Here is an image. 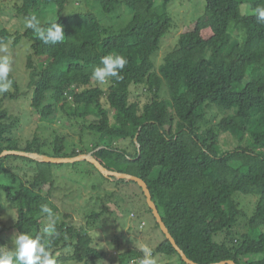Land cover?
I'll use <instances>...</instances> for the list:
<instances>
[{"label": "trees", "instance_id": "trees-1", "mask_svg": "<svg viewBox=\"0 0 264 264\" xmlns=\"http://www.w3.org/2000/svg\"><path fill=\"white\" fill-rule=\"evenodd\" d=\"M172 1L23 0L10 12L17 18L35 14L42 26L57 22L64 41L44 44L28 28L0 31V43L13 40L11 48L23 42L27 47V86L23 90L9 73L13 91L0 93V211L7 203L14 213L9 230L43 236L49 221L41 205L46 204L56 222L51 247L56 264L105 260L93 233L63 221L55 203L60 179L92 177L96 192L133 183L145 200L143 211L153 216L152 210L137 183L105 176L88 161L55 164L1 156L6 151L50 158L91 154L109 172L144 181L166 229L191 262L264 264V24L253 12L261 0H204L202 16L157 66L162 39L173 27ZM127 18L115 28L117 20ZM110 53L128 61L121 79H91L100 58ZM137 87L151 98L132 99ZM21 99L30 110L18 113L35 128L26 140L12 132L19 117L8 108H20ZM55 120L87 128L92 147L67 153L65 136L49 141L40 124ZM225 135L233 144L228 150L222 148ZM248 196L258 198L251 216L239 200ZM94 201L85 213L88 226L105 214L102 199ZM241 222L245 231H239ZM155 223L163 240L152 257H177V264H186ZM5 230L0 247L6 245ZM142 256L131 249L117 255V264H138Z\"/></svg>", "mask_w": 264, "mask_h": 264}, {"label": "rangeland", "instance_id": "rangeland-1", "mask_svg": "<svg viewBox=\"0 0 264 264\" xmlns=\"http://www.w3.org/2000/svg\"><path fill=\"white\" fill-rule=\"evenodd\" d=\"M22 2L23 0H0V31L7 28L11 34H16L17 32L22 33L26 29L24 18H17L16 12H10L14 4L19 6ZM204 8V0H173L171 2L169 12L173 19V27L169 34L162 39L160 50L156 54L157 58L155 57L157 66H160L166 54L176 47L180 34L202 16ZM97 13L100 18V12L97 11ZM243 13H246V8H244ZM127 20L128 18L117 20L115 28L119 29ZM12 41L8 45L7 53H0V55L11 57L12 70L10 73L18 79L24 90L27 86L24 69L27 47L23 42L16 49L11 48ZM132 92V99L141 98L144 101L151 98L150 95L145 94L144 87L133 88ZM22 103V106H19L20 108L13 109L12 104L8 108L19 117V124L12 132H15L16 136L22 137V140H26L35 131V128L30 127L33 120L21 114L19 115L18 112L30 110L28 104L26 106L23 100ZM68 125L69 123L61 120H55L48 124L42 123L40 124V132L45 137H49V141L53 140L51 137L65 136L67 153H71L73 150L82 152L81 149L86 150L92 147L94 139L87 128L81 131L79 127L70 128ZM232 145L230 135H225L222 139V148L228 150L233 147ZM232 166L236 167V164H232ZM85 167L89 171L91 170L87 165H84ZM30 171L32 170L30 169ZM87 179L88 177L85 178L84 176L76 179H60V185L58 186L60 189L57 191L59 197L55 198V203L60 207L61 216H65L63 221L67 225H73L77 230L83 228L86 232L93 233L98 239V249L105 253V260L99 264H117V255L131 249L142 251L144 246H147L153 253V250L163 240V236L157 228L153 216L149 212L143 211V209H146V204L139 188L133 183H128L118 189L113 185L105 186L104 190L96 192L93 190L92 185L97 183H91L92 181L96 182V179L92 177ZM96 197L102 199L105 214L101 222L88 226L85 213L89 214L90 209L94 208L96 203L94 198L96 199ZM2 200H5L4 196H2ZM239 200L241 201V208L248 216H251L258 198L248 196L240 197ZM3 207L4 209L0 211V230L6 228L1 237L6 243L4 249L9 250L12 247L11 239L16 234L14 230H9L14 225L15 218L9 204L4 203ZM99 211H102L101 207L97 210V212ZM66 214L69 217H66ZM243 223H240L239 231H245L242 226ZM46 224L45 222L44 225ZM98 236L100 237L98 238ZM69 254L70 252L66 251V255ZM153 258L156 264H177V257L156 255Z\"/></svg>", "mask_w": 264, "mask_h": 264}, {"label": "clouds", "instance_id": "clouds-1", "mask_svg": "<svg viewBox=\"0 0 264 264\" xmlns=\"http://www.w3.org/2000/svg\"><path fill=\"white\" fill-rule=\"evenodd\" d=\"M253 12L257 21L264 24V0H261ZM24 20L26 28L31 29L44 44L55 45L65 39L62 26L57 22L42 26L35 14L26 16ZM7 51L8 45L0 43V53H7ZM11 63L9 55H0V93L8 92L13 86V81L9 79ZM127 63V59L120 54L110 53L102 56L101 66L93 69L90 78L100 83L106 82L109 78L119 80L120 73ZM41 212L47 215L49 221L43 228V236L39 234L33 236L27 232L16 233L11 239L12 247L7 252L4 251L6 246L0 247V264H56L51 251L52 238L57 234L54 214L46 204L41 205ZM142 251L143 256L139 258L138 264H156L147 246H144Z\"/></svg>", "mask_w": 264, "mask_h": 264}, {"label": "water", "instance_id": "water-1", "mask_svg": "<svg viewBox=\"0 0 264 264\" xmlns=\"http://www.w3.org/2000/svg\"><path fill=\"white\" fill-rule=\"evenodd\" d=\"M8 154L29 156V157H31L33 159H36L38 161H41V162L55 163V164H61V163L64 164V163H75V162H81V161H88V162L92 163L105 176H114L117 179H123L125 181L137 183L138 186L142 189V191L144 193V196L146 198V201H147V205L152 210L153 216L155 217L157 223L159 224L162 233L170 241V243L173 245V247L177 250V252L180 255L181 259L186 264H195V263L191 262L190 260H188L186 255L176 246L173 238L171 237V235L169 234L168 230L166 229L164 223L162 222V219H161V217H160V215H159V213L157 211V208H156L155 204L152 202L150 193H149V191L147 189V185L141 179H139L137 177H134V176L127 175V174H118V173L109 172L108 170L104 169L98 162H96L94 159H92L91 154L80 155V156L75 157V158H50V157L40 156V155H36V154H34V155H26V154H23V153L7 152L6 151L1 156H5V155H8ZM220 264H235V263L232 262V261H229V262H222Z\"/></svg>", "mask_w": 264, "mask_h": 264}]
</instances>
